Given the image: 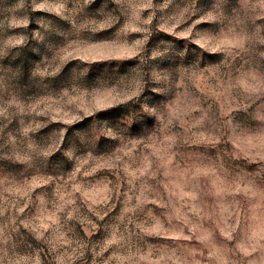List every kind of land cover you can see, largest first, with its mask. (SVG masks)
Returning <instances> with one entry per match:
<instances>
[{
  "label": "clouds",
  "instance_id": "clouds-1",
  "mask_svg": "<svg viewBox=\"0 0 264 264\" xmlns=\"http://www.w3.org/2000/svg\"><path fill=\"white\" fill-rule=\"evenodd\" d=\"M89 2L80 0V6ZM196 2L188 0L181 8L186 10L175 31L160 27L163 22L171 24L173 15L155 25V29L188 38L199 48L190 61L181 58L165 62L167 44L147 47L154 30L153 0H115L119 13L106 14L113 18L109 27L117 24L121 16L123 20L112 39L123 38L131 4L140 13L131 19L143 31H132L141 35L129 39V33L127 39L143 38L144 42L131 56L105 58H136L137 63L95 87L84 86L75 79L59 88L53 85L51 78L61 72L68 60L81 59L70 58L57 71H47L49 60L61 47L30 68L3 63L13 48L0 53V160L23 165L22 171L31 169V175L46 174L43 168L49 157L62 151L73 166L67 173L51 175L54 177L71 173L85 160L111 161V166L98 167L94 174H88L105 188L101 213L93 214L95 231L82 235L74 222L65 220L64 236L55 242L51 234L38 235L24 223L34 215L26 214L30 203L16 202L14 194L6 195L11 193L15 181L31 175L18 177L0 171V196L4 200L0 205V264H256L253 254L258 257V264H264V244L259 251L252 248L243 255L234 242L228 247L222 231L225 209L221 201L236 197L217 191L221 184L232 188L237 182L251 184L253 191L240 197L245 205L253 204L249 197L264 201V193L256 183L264 174V0H214L210 10L183 28L189 29L187 35H177L178 27L198 11ZM145 10L150 11L145 14ZM60 16H66L75 31L90 19H75V9ZM202 21L212 27L198 29L196 26ZM27 39L26 36L22 45ZM17 54L13 52L12 58ZM73 89L87 90L89 97L97 89H110L122 98L102 107L90 104V110L66 105L78 113L71 120L38 111L46 103L44 98L58 97L63 101L66 90ZM128 102L139 105L134 117L139 131L131 130L132 117L124 123L93 119L62 149L68 126ZM238 112L246 113L249 122L238 120ZM53 121L64 126L47 137L39 135ZM101 137L112 142L103 150ZM250 137L254 143H249ZM157 144L163 146L160 152L153 151ZM146 158L151 160V166L142 173L139 169ZM234 162L257 163L258 168L250 172L234 168ZM131 169L136 170L135 177ZM178 185L199 193L196 204L200 213L192 215L187 200L177 202ZM117 204L120 207L113 222L104 225L105 235L92 240L101 228L100 221ZM10 205L14 210L10 211ZM82 207L87 210L86 204ZM178 207L181 213L177 212ZM153 223H159L162 231H147ZM205 230L208 240L201 238ZM86 253H91L90 262L86 261Z\"/></svg>",
  "mask_w": 264,
  "mask_h": 264
},
{
  "label": "rangeland",
  "instance_id": "rangeland-1",
  "mask_svg": "<svg viewBox=\"0 0 264 264\" xmlns=\"http://www.w3.org/2000/svg\"><path fill=\"white\" fill-rule=\"evenodd\" d=\"M0 0V53L12 49L9 56L4 58L5 65H22L30 68L36 62L44 59L45 56H51L60 49L49 60L46 70L55 72L68 59L80 57L81 59H70L65 63L61 72L51 78L54 86L57 88L78 80L84 86L95 87L102 81L114 78L127 71L131 66L137 63L136 58L118 60L105 59L110 57H126L135 54L143 44V38L129 41L127 35L132 31H143L140 25L131 19L132 16L139 17L140 13L135 11L130 4V19L124 25L122 30L123 38L112 39L116 28L119 27L121 20L117 24L111 25L113 18L109 13L118 14L119 6L115 0H90L89 3L80 6V0ZM214 0H197L196 8L198 11L187 21L181 24L177 35H187L189 29H183L192 19L207 12L213 6ZM188 0H153L154 19L153 33L148 41V49L168 45V51L165 53L164 60L177 61L181 58L190 61L195 58L194 53L199 52L198 46L194 45L188 38L178 37L174 34L155 29V25L162 18L173 15L171 24L161 23L160 27L167 31H175L183 19V8ZM69 9H75V19L90 18L79 25L78 31L73 28L72 22L65 15ZM181 9L180 13H177ZM74 11V10H73ZM150 10H145V14ZM198 29L212 27L208 22H201L196 26ZM183 29V30H181ZM181 30V31H179ZM38 34V35H37ZM141 35L140 33H130L129 39ZM28 37L27 43L22 45ZM68 42V43H67ZM22 45V46H20ZM18 52L16 57L12 58V53ZM183 53V57H181ZM95 60V61H92ZM148 90H146L147 92ZM118 95L110 89H97L91 97L87 90L73 89L72 92H65V98L61 101L58 97L44 98L46 103L38 111H49L55 118L71 120L77 118L78 113L73 112L66 105H75L79 109L90 110L89 105L102 107L114 103ZM139 105L128 102V104L115 105L97 112L94 117H85L84 120L68 126L65 134V142L62 149L69 146L75 139V133L81 129L90 126L93 119L107 120L109 123H124L129 117L133 118L131 130L136 132L140 130V125L135 122V113ZM238 120L249 122V117L244 112L235 114ZM60 122H50L40 130L39 135L47 137L56 129L63 127ZM112 143L108 138L101 137L100 149ZM249 143H254L251 137ZM162 145H154L153 151L160 152ZM111 166V161H82L71 173L54 177L55 175L67 173L72 168V162L63 156L62 151H57L49 157L48 164L43 168L46 174H33L31 169L22 171L23 165L12 164L7 160H0V171L11 172L13 175H31L12 185L11 193L6 195H15L16 202L24 201L30 203L26 209V214H34L24 221L32 231L38 235L51 234L53 242L58 238H63L64 232L62 225L67 221L74 222L80 233L83 235L89 231H95L93 225L95 219L93 214H100L103 205L100 201L104 198L105 188L99 181H92L88 174H94L98 167ZM151 166V160L145 159L142 162L140 172H147ZM234 168L242 167L247 171H255L258 168L257 163L234 162ZM131 175L135 177L136 170H130ZM54 175V176H51ZM54 182V183H52ZM257 186L264 193V174L256 179ZM218 192H224L235 196V199L221 201L225 209L223 217L224 225L222 228L224 239L228 240V247L233 242L239 248V254L250 253L252 248H257L264 244V201L257 200L258 197H249L253 204L245 205L241 195L253 191L251 184L237 182L235 188L219 185ZM177 202L187 200L191 208V214L200 213L201 208L196 204L199 193L188 190L182 186H177ZM33 199V201H32ZM257 200V201H256ZM32 201V202H31ZM4 202L3 196H0V205ZM255 202V203H254ZM87 205V210L82 205ZM120 205L109 212L108 216L100 221L101 228L91 237L92 240L101 239L105 235L104 225L113 222L114 215L119 211ZM14 210L10 205V211ZM177 212L182 210L178 207ZM183 219H188L184 216ZM233 226L235 230L233 231ZM243 228V231L241 230ZM47 230V231H46ZM151 232L162 231L159 223H153L146 229ZM239 233V236H237ZM180 235V233H173ZM201 238L209 239V233L205 230L201 232ZM33 243H35L33 241ZM213 244L215 242L213 241ZM218 254L222 255V250L216 245ZM92 259L91 253H86V261ZM253 261L258 264V257L253 254ZM126 264V262H125Z\"/></svg>",
  "mask_w": 264,
  "mask_h": 264
}]
</instances>
